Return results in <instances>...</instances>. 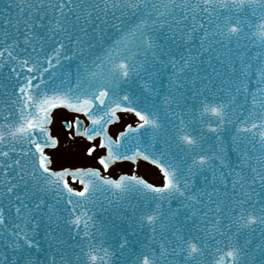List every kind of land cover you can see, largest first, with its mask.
I'll use <instances>...</instances> for the list:
<instances>
[{"label":"snow or ice","instance_id":"6c2138e0","mask_svg":"<svg viewBox=\"0 0 264 264\" xmlns=\"http://www.w3.org/2000/svg\"><path fill=\"white\" fill-rule=\"evenodd\" d=\"M0 264H264V0H0Z\"/></svg>","mask_w":264,"mask_h":264},{"label":"flooded vegetation","instance_id":"af4514ba","mask_svg":"<svg viewBox=\"0 0 264 264\" xmlns=\"http://www.w3.org/2000/svg\"><path fill=\"white\" fill-rule=\"evenodd\" d=\"M81 119H84V117H82ZM126 119L128 120V122H134L136 120V118L132 115L126 116ZM84 122H85V126H88V120L85 119ZM80 144L82 145L83 141H80ZM69 150L77 151L78 150L77 144L76 142H69L68 140L63 139V136H62V151H61L60 158L64 156L63 155L64 152H67ZM70 157L73 158L71 161L64 160L62 162L63 163H74V164H87V163L92 162L90 160L84 159L82 153L80 155H72ZM146 168H150V166L147 165L146 162H142L138 168L132 165L131 163H126V164L118 166L117 170L138 172V174L144 176V172L146 171Z\"/></svg>","mask_w":264,"mask_h":264},{"label":"water","instance_id":"95a60500","mask_svg":"<svg viewBox=\"0 0 264 264\" xmlns=\"http://www.w3.org/2000/svg\"><path fill=\"white\" fill-rule=\"evenodd\" d=\"M82 117H83V116L81 115V118H82ZM144 176L146 177V172H144ZM147 179H148V178H147ZM149 180L152 181V182H155V183H160V182H157V181H154V180H151V179H149ZM122 215H123V210L119 207V205H117L116 208H114L113 211H112V220H113L116 224H118L121 228H124L125 231H127V225H126V223L124 222V220L121 219ZM106 218H107V217H106ZM117 230H119V229H117ZM73 236H75V233H73ZM80 238H81V239L83 238L82 235H81ZM62 239H63L64 241H66L67 244H73V243H74V240L69 239V237H68L66 234L62 236ZM115 239H117V237H114V238H113V242L115 241Z\"/></svg>","mask_w":264,"mask_h":264},{"label":"rangeland","instance_id":"374dc122","mask_svg":"<svg viewBox=\"0 0 264 264\" xmlns=\"http://www.w3.org/2000/svg\"><path fill=\"white\" fill-rule=\"evenodd\" d=\"M73 158L72 157H67L65 158L64 156L60 158V163H63L62 161L67 160V161H71ZM59 166V164L57 165ZM144 172V171H143ZM146 178L160 182V175L159 172H157L156 170L150 168H146Z\"/></svg>","mask_w":264,"mask_h":264},{"label":"bare ground","instance_id":"6f19581e","mask_svg":"<svg viewBox=\"0 0 264 264\" xmlns=\"http://www.w3.org/2000/svg\"><path fill=\"white\" fill-rule=\"evenodd\" d=\"M84 159H86V158H84ZM86 160H89V159H86Z\"/></svg>","mask_w":264,"mask_h":264}]
</instances>
